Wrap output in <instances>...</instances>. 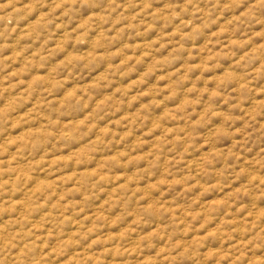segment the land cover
<instances>
[{"label": "rangeland", "instance_id": "rangeland-1", "mask_svg": "<svg viewBox=\"0 0 264 264\" xmlns=\"http://www.w3.org/2000/svg\"><path fill=\"white\" fill-rule=\"evenodd\" d=\"M0 264H264V0H0Z\"/></svg>", "mask_w": 264, "mask_h": 264}]
</instances>
